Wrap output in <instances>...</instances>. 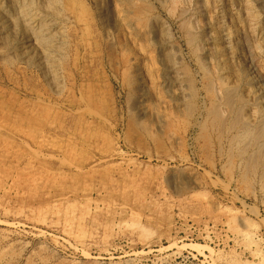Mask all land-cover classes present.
Masks as SVG:
<instances>
[{"label": "rangeland", "instance_id": "obj_1", "mask_svg": "<svg viewBox=\"0 0 264 264\" xmlns=\"http://www.w3.org/2000/svg\"><path fill=\"white\" fill-rule=\"evenodd\" d=\"M71 1L56 94L0 56V264H264L258 146L207 118L231 82L264 125V0Z\"/></svg>", "mask_w": 264, "mask_h": 264}, {"label": "bare ground", "instance_id": "obj_2", "mask_svg": "<svg viewBox=\"0 0 264 264\" xmlns=\"http://www.w3.org/2000/svg\"><path fill=\"white\" fill-rule=\"evenodd\" d=\"M69 1V0H68ZM71 1V0H70ZM62 0H0V56L4 54L5 52L10 51L13 52V57L16 58V61L22 65H25L26 68H33L35 69L38 74L42 76L44 79L46 85H48L49 89L53 91V93L58 92L59 88V71L61 65V50L63 47L64 40L66 37H64L66 34L64 33V25L61 21L64 17V12L62 9ZM72 3V1H71ZM76 3V2H75ZM99 3V2H98ZM77 4V3H76ZM96 4V3H95ZM261 4V3H260ZM230 5V4H229ZM100 6V5H99ZM98 6V7H99ZM97 7V8H98ZM103 7V6H102ZM238 7V6H237ZM206 8V7H205ZM248 8V7H247ZM100 10V9H98ZM264 10V9H263ZM118 11V10H117ZM182 13V12H181ZM264 13V12H263ZM99 14V13H98ZM118 14V13H117ZM180 14V13H179ZM121 15L120 13L118 14ZM66 16V15H65ZM234 16V15H233ZM246 16V15H245ZM235 17V16H234ZM250 17V16H249ZM122 18V17H121ZM187 19V18H186ZM67 20V19H66ZM64 22V21H63ZM185 25H187L186 21ZM71 23V22H70ZM154 24V23H153ZM69 25V23H68ZM67 25V26H68ZM184 25V23H183ZM184 25V26H185ZM189 25V24H188ZM240 26V25H239ZM66 27V26H65ZM190 27V25H189ZM188 27V28H189ZM193 27V26H192ZM191 27V28H192ZM214 27V26H213ZM68 28V27H67ZM66 28V29H67ZM164 28V27H163ZM162 28V30H163ZM250 28V27H249ZM247 28V29H249ZM152 29V28H151ZM156 29V28H155ZM161 29V28H160ZM126 30V29H125ZM128 30V28H127ZM126 30V31H127ZM154 30V29H153ZM158 30V29H157ZM191 30V29H190ZM189 30V31H190ZM165 31V30H164ZM163 31V32H164ZM242 31V30H241ZM250 31V30H249ZM157 32V31H155ZM159 32V30H158ZM243 32V31H242ZM241 32V33H242ZM190 33V32H188ZM187 33V35H189ZM163 34V33H162ZM245 34V33H244ZM157 35V34H156ZM243 35V34H241ZM253 35V34H252ZM190 36V35H189ZM188 36V37H189ZM193 36V35H192ZM216 36V35H215ZM69 37V36H67ZM196 37V36H195ZM217 37V36H216ZM232 37V36H231ZM192 38V37H191ZM200 38V37H199ZM214 38V35H213ZM164 39V38H163ZM245 39V37H243ZM193 40V39H192ZM217 40V39H215ZM236 40V38H235ZM247 40V39H246ZM218 41V40H217ZM237 41V40H236ZM160 42V41H159ZM162 42V41H161ZM160 42V43H161ZM190 42H192L190 40ZM215 42V41H214ZM246 42V41H245ZM164 43V42H162ZM161 43V44H162ZM196 43V42H195ZM236 44V43H235ZM217 45V44H216ZM219 45V44H218ZM237 45V44H236ZM66 46V45H65ZM196 47V46H195ZM199 47V46H198ZM203 47V46H202ZM220 46H217V49ZM223 47V46H222ZM254 47V46H253ZM220 49V48H219ZM67 50V49H66ZM65 50V51H66ZM223 50V49H220ZM219 50V51H220ZM212 51V50H211ZM215 51V50H214ZM233 51V50H232ZM195 52V51H194ZM216 52H218L216 50ZM228 52V51H227ZM223 53V52H222ZM221 53V54H222ZM241 53V52H240ZM66 54V53H65ZM165 54V53H164ZM169 54V53H167ZM214 54V53H213ZM220 54V53H219ZM225 54V53H224ZM15 55V56H14ZM218 55V54H217ZM228 55V54H227ZM63 56V54H62ZM171 56V55H170ZM12 57V56H11ZM169 57V56H168ZM231 57V55H230ZM4 58V57H3ZM2 58V59H3ZM8 58V57H7ZM166 58V57H165ZM223 58V57H222ZM220 58L222 61L223 59ZM245 58V57H244ZM243 58V59H244ZM249 58V57H248ZM11 58H9L10 60ZM13 59V58H12ZM134 59V58H133ZM169 59V58H168ZM168 59H166L168 61ZM5 60V59H4ZM9 60H7L9 62ZM15 60V59H14ZM165 60V61H166ZM170 60V59H169ZM231 60V58H230ZM1 61V60H0ZM15 61V62H16ZM171 61V60H170ZM217 61V60H216ZM219 61V59H218ZM3 62V61H2ZM12 62V60H11ZM231 62V61H230ZM243 62V61H242ZM245 62V60H244ZM241 63V62H240ZM253 63V62H252ZM8 64V63H7ZM11 64V63H10ZM169 64V62H168ZM172 64V63H171ZM221 64V63H220ZM231 64V63H230ZM245 64V63H243ZM242 64V65H243ZM247 64V63H246ZM245 64V65H246ZM5 65V64H4ZM12 65V64H11ZM232 65V64H231ZM241 65V66H242ZM174 66V65H173ZM171 65V67H173ZM228 66V65H227ZM63 67V66H62ZM170 67V65L168 66ZM167 67V68H168ZM174 68V67H173ZM225 68V67H224ZM242 71L244 70L245 66L242 67ZM8 69V68H7ZM172 69V68H171ZM223 69V68H221ZM226 69V68H225ZM232 69V68H231ZM249 69V68H248ZM176 70V69H175ZM177 71V70H176ZM174 71V73L176 72ZM246 71V69H245ZM251 71V70H250ZM221 72V71H220ZM223 72V71H222ZM177 73V72H176ZM242 73V72H241ZM246 73V72H245ZM244 74V73H243ZM248 74V72H247ZM251 74V73H250ZM255 74V73H254ZM61 75V73H60ZM234 75V73H233ZM256 75V74H255ZM138 76V75H137ZM223 77V75H221ZM228 76V75H227ZM243 76V75H242ZM246 76V74H245ZM259 76V75H258ZM226 77V76H225ZM247 77V76H246ZM139 78V77H138ZM220 78V77H219ZM245 78V77H244ZM61 79V78H60ZM64 79V78H63ZM238 79V78H237ZM250 81L253 80L252 77H249ZM174 80V79H173ZM219 80V79H218ZM224 79L220 80L223 81ZM255 80V79H254ZM175 81V80H174ZM218 81V82H220ZM233 81V80H232ZM235 81V79H234ZM249 81V82H250ZM257 81V79H256ZM64 82V81H61ZM172 82V81H171ZM178 82V79H177ZM180 82V81H179ZM210 82V81H209ZM213 82V80H212ZM217 82V80H216ZM217 82V83H218ZM253 82V81H252ZM255 82V81H254ZM259 82V81H258ZM44 83V84H45ZM143 83V82H142ZM222 83V82H221ZM230 83L231 85H229ZM227 84L230 86L223 87L222 90L219 88L221 85H217L220 91H222V103L219 106L225 105L227 108H231L228 111H231L233 108V105L235 103L236 99V93L235 89L231 87L234 85V83L228 82ZM244 83V82H243ZM246 83V81H245ZM262 83V82H261ZM260 83V84H261ZM63 84V83H62ZM60 84V86L62 85ZM180 84V83H179ZM226 84V83H225ZM236 84V83H235ZM249 84V83H248ZM251 84V83H250ZM143 85V84H142ZM214 85V84H212ZM210 85V86H212ZM223 85V84H222ZM247 85V84H246ZM225 86V85H224ZM237 86V85H236ZM241 86V85H240ZM177 87V86H176ZM175 90H180L176 89ZM179 87V86H178ZM62 88V87H61ZM141 88V87H139ZM183 86L181 87V89ZM212 88V87H211ZM215 88V87H213ZM260 88H262L260 86ZM60 89V88H59ZM184 89V88H183ZM256 89V88H255ZM261 90V89H260ZM183 91V90H182ZM259 91V90H258ZM142 92V91H141ZM217 92V91H215ZM219 92V91H218ZM240 92V91H239ZM250 92V91H249ZM253 92V91H252ZM182 93V92H181ZM184 93V92H183ZM183 93L181 96H183ZM238 93V92H237ZM59 94V93H58ZM221 94V93H219ZM241 94V93H240ZM256 94V93H255ZM254 94V95H255ZM264 94V93H263ZM52 95V94H51ZM142 95V94H141ZM55 96V95H54ZM217 96V95H216ZM239 96V95H238ZM242 96V95H241ZM240 96V97H241ZM220 97V96H219ZM244 97V96H243ZM246 98V96H245ZM256 98V96H255ZM259 98V96H258ZM219 99V98H218ZM217 99V100H218ZM252 99V98H251ZM261 99V98H260ZM243 100V99H242ZM262 100V99H261ZM241 102V100H239ZM238 101V102H239ZM258 102V100H256ZM243 102V101H242ZM214 103V102H213ZM219 103V102H218ZM260 103V102H259ZM217 104V103H216ZM264 104V102H263ZM145 106V105H144ZM218 105L213 104L209 109L208 113V121L210 120L211 125L216 128L219 133H224V131H231L234 130L235 127L239 128L238 131L234 132V134H231L230 137V143L233 145H236L237 152L240 156H244V154H247V150L251 145L258 146V151L254 153L252 156L245 157V163H244V170L240 168L242 171H244V175L241 173V175L249 176L248 174L257 173L259 171L260 178L262 182H264V142L261 143L262 138L264 137V125L255 126V128H250L249 124L245 122L240 117V112L235 111V116L232 118L230 123H228V120L224 119L227 114H225L222 117L221 108ZM235 107V106H234ZM240 107V106H238ZM244 107V105L242 106ZM250 107V106H249ZM259 107V106H257ZM256 107V108H257ZM254 108V107H253ZM239 108H236V110ZM244 109V108H243ZM223 110V109H222ZM226 110V109H224ZM242 110V109H241ZM258 110V109H256ZM261 113L263 112L262 109L260 110ZM259 111V113H260ZM145 112V111H144ZM225 112V111H222ZM264 113V112H263ZM233 114V113H232ZM260 115V114H259ZM230 116V115H229ZM245 117V116H244ZM248 117V116H246ZM245 117V118H246ZM227 118V117H226ZM264 119V118H263ZM230 120V119H229ZM253 121V119H251ZM207 121V122H208ZM253 123V122H252ZM209 125V124H208ZM211 126H209L210 128ZM212 129V128H211ZM237 130V129H236ZM226 131V132H227ZM228 131V132H229ZM217 133V132H216ZM229 134V133H228ZM225 136V134L223 135ZM264 139V138H263ZM222 139H220L221 141ZM225 140V139H224ZM264 141V140H263ZM225 142V141H224ZM228 143V142H227ZM224 144V143H223ZM229 144V143H228ZM231 145V146H232ZM231 146L227 147L232 149ZM255 146V147H256ZM227 148V149H228ZM226 149V148H225ZM226 149V150H227ZM254 149V148H253ZM234 151V150H233ZM254 151V152H255ZM236 152V151H235ZM252 153V152H251ZM228 154V153H227ZM231 154V153H229ZM249 155V154H248ZM247 156V155H246ZM233 157V155H232ZM231 158V157H229ZM241 158V157H240ZM237 160V159H236ZM242 160V159H241ZM230 162V161H229ZM233 162V161H231ZM235 162V161H234ZM243 163V162H242ZM242 166V165H241ZM243 167V166H242ZM254 175V174H253ZM256 175V174H255ZM259 177V176H258ZM246 178V177H245ZM249 178V177H248ZM251 178V177H250ZM253 178V177H252ZM242 178H240L241 180ZM255 179V178H254ZM257 179V178H256ZM259 180V179H257ZM249 181V179L247 180ZM246 181V183H247ZM245 182V181H243ZM260 182V181H259ZM251 183V182H250ZM248 183V184H250ZM262 184V183H261ZM264 184V183H263ZM261 186V185H260ZM264 186V185H263ZM262 186V187H263ZM244 220V219H241ZM242 222H246L245 220ZM243 224V223H242ZM230 227V226H229ZM252 229V228H250ZM256 229V227H255ZM246 230V229H245ZM248 230V229H247ZM253 231V230H252ZM254 232V231H253ZM249 231H242L241 236L243 237L242 242L244 241V244L248 246V249L250 244L252 245L254 240L253 236L254 233ZM240 234V233H239ZM257 239V238H256ZM256 242H254L255 244ZM253 244V245H254ZM245 246V247H246ZM256 251V249H255ZM262 263V261H261ZM263 264V263H262Z\"/></svg>", "mask_w": 264, "mask_h": 264}]
</instances>
